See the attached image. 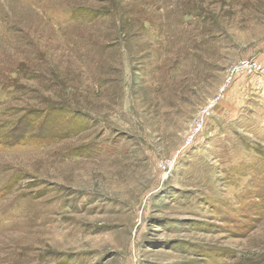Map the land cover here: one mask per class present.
<instances>
[{
    "label": "rangeland",
    "instance_id": "374dc122",
    "mask_svg": "<svg viewBox=\"0 0 264 264\" xmlns=\"http://www.w3.org/2000/svg\"><path fill=\"white\" fill-rule=\"evenodd\" d=\"M247 60L264 0H0V264H264Z\"/></svg>",
    "mask_w": 264,
    "mask_h": 264
},
{
    "label": "built area",
    "instance_id": "2783aa9c",
    "mask_svg": "<svg viewBox=\"0 0 264 264\" xmlns=\"http://www.w3.org/2000/svg\"><path fill=\"white\" fill-rule=\"evenodd\" d=\"M239 70H247L250 74H261L264 73V64L258 61L247 60L242 62L239 66L235 67L232 71L235 73ZM232 72V73H233ZM231 79V78H230ZM229 79V80H230ZM209 108L203 110L200 116L195 120L192 129L188 134V143H192L196 140L199 134L204 130L206 125L207 116L210 113Z\"/></svg>",
    "mask_w": 264,
    "mask_h": 264
}]
</instances>
